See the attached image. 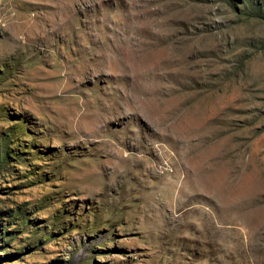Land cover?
I'll list each match as a JSON object with an SVG mask.
<instances>
[{
    "label": "rangeland",
    "instance_id": "rangeland-1",
    "mask_svg": "<svg viewBox=\"0 0 264 264\" xmlns=\"http://www.w3.org/2000/svg\"><path fill=\"white\" fill-rule=\"evenodd\" d=\"M0 264H264V0H0Z\"/></svg>",
    "mask_w": 264,
    "mask_h": 264
},
{
    "label": "bare ground",
    "instance_id": "bare-ground-1",
    "mask_svg": "<svg viewBox=\"0 0 264 264\" xmlns=\"http://www.w3.org/2000/svg\"><path fill=\"white\" fill-rule=\"evenodd\" d=\"M119 162V161H118ZM120 163H121V161H120Z\"/></svg>",
    "mask_w": 264,
    "mask_h": 264
}]
</instances>
